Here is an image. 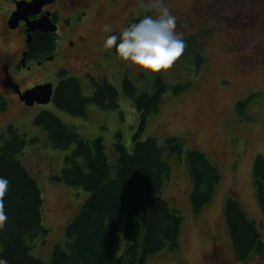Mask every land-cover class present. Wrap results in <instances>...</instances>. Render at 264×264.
Here are the masks:
<instances>
[{
    "label": "rangeland",
    "instance_id": "obj_1",
    "mask_svg": "<svg viewBox=\"0 0 264 264\" xmlns=\"http://www.w3.org/2000/svg\"><path fill=\"white\" fill-rule=\"evenodd\" d=\"M225 1L216 9V14L211 12L209 17L193 25L177 27L184 39L195 41L194 52L204 59L201 66L197 67L194 58L184 52L170 67L145 73L126 66L114 48L103 46L107 35L103 26L110 24L118 29L130 23L138 15L137 0H91L93 11L84 25L92 29L90 43L94 53L89 62L80 65L69 61V38L77 29L76 25L69 26L59 36L57 57L45 60L44 67L32 62L34 68L28 75L34 81L53 83L55 90L63 77L61 70H66L64 76L77 77L86 97L93 94L92 79L106 78L118 90L120 107L102 109L92 102L87 106L86 115L80 116L59 108L53 99L34 105L22 103L13 96L4 99L6 108L0 109V136L10 125L25 136L28 143L19 159L42 191V221L49 232L31 242L34 256L50 261L54 246L65 244L67 226L90 194L83 187L70 186L57 179L65 167L66 155L75 145L65 149L52 146L46 130L35 123L38 114L51 111L82 137H102L113 165L118 135L127 150L132 151L133 135L140 124L134 100L124 93V78L131 79L140 94L151 93L155 76L160 75L170 87L163 95L158 113L148 118L140 139L155 137L164 147V157L171 170L161 195L182 216V226L178 249L166 248L151 254L144 264H264V252L251 254L245 260L236 257L224 218L226 198L235 195L248 216L261 223L264 237V209L258 202L253 181L254 158L257 154L264 155V69L242 67L247 58L254 57L252 53L264 51V0H247L244 6L240 0ZM234 3L239 5L233 7ZM7 6H11L9 1L0 0V8ZM94 8L102 9L98 21L93 18ZM111 15L113 20L108 19ZM213 22L216 23L213 25ZM182 83L188 86L176 95L172 86ZM252 93L256 96L247 106V114L253 119H242L235 105ZM172 138L182 140L181 155L174 153V143L166 142ZM190 149L204 152L221 174L212 201L198 214L193 212L190 202L191 180L186 165V153Z\"/></svg>",
    "mask_w": 264,
    "mask_h": 264
},
{
    "label": "trees",
    "instance_id": "obj_2",
    "mask_svg": "<svg viewBox=\"0 0 264 264\" xmlns=\"http://www.w3.org/2000/svg\"><path fill=\"white\" fill-rule=\"evenodd\" d=\"M192 39H184V52L192 56L199 67L204 59L194 52L196 43ZM54 45L52 38L42 36L31 48L40 47L48 53L53 52ZM66 74V70H61L63 77L52 98L59 108L82 116L86 115L87 106L92 102L102 109L120 107L118 90L108 79H92L94 91L86 97L79 79L64 76ZM187 86L182 83L172 89L178 95ZM169 87L160 75H156L153 91L138 94L132 80L124 78V93L134 100L140 124L133 135L132 151L127 150L118 135L115 143L117 158L113 165L108 160L102 137H82L51 111L43 110L38 114L35 123L46 130L52 146L65 149L75 145L66 155L65 167L57 179L70 186L83 187L90 193L67 226L65 244L54 246L50 261L31 253V242L41 234L46 236L49 229L42 221L40 185L19 159L28 141L15 126H8L0 136V175L10 181L3 196L7 219L0 227V256L8 264H144L151 254L166 248L178 249L182 216L161 195L171 167L157 138L140 139L148 118L158 113ZM250 96L235 105L242 119H253L247 114V106L256 95L252 93ZM5 108L6 101L0 99V109ZM166 142L174 143V153L181 155L183 143L180 138L167 139ZM186 165L191 180V207L198 214L212 201L221 174L217 165L198 149L187 151ZM253 181L258 202L264 209L262 154L254 158ZM224 218L238 259L245 260L251 254L264 252L261 223L248 216L235 195L226 198Z\"/></svg>",
    "mask_w": 264,
    "mask_h": 264
},
{
    "label": "flooded vegetation",
    "instance_id": "obj_3",
    "mask_svg": "<svg viewBox=\"0 0 264 264\" xmlns=\"http://www.w3.org/2000/svg\"><path fill=\"white\" fill-rule=\"evenodd\" d=\"M7 1H9L11 6L4 7L5 9L0 8V99H8V97L13 96L21 101L18 94L19 91L23 92L37 83H42L40 80L34 81V77L28 75L34 68L32 62L38 64V67H44L45 60H54L58 53L59 36L66 32L69 26L76 25L77 28L71 33L69 38L67 47L69 61L80 65H85L89 62L90 56L94 53V47L90 43L92 29L85 28L84 25L93 11L94 3L91 0H53L51 3L45 4L42 7V12L51 13V20L57 26L56 32L40 30L29 32L26 21L23 20L16 27L11 28L8 20L11 13L16 9V0ZM113 1L115 0H110V2ZM246 1L240 0V5L244 6L243 4ZM166 2L177 16V27L181 26V28L184 25H193L195 21L209 17L211 12L216 14V9L220 8L221 4L226 3L225 0H166ZM237 5L239 4L234 3L233 7ZM94 9L95 16L93 18L94 21H98L101 19L102 9ZM138 15L130 23L138 18ZM39 16L40 14L30 15L28 18L31 20ZM244 18L247 19L248 16ZM108 19L113 20L114 15L109 16ZM243 22L240 23L243 24ZM215 23L213 22L212 24L214 25ZM89 26H93V24ZM42 36L53 39L55 44L53 52L47 53L40 47L31 48L35 40ZM252 55L254 57L247 58L242 67L264 69V66L260 67L261 64H264V51L257 55L252 53Z\"/></svg>",
    "mask_w": 264,
    "mask_h": 264
},
{
    "label": "clouds",
    "instance_id": "obj_4",
    "mask_svg": "<svg viewBox=\"0 0 264 264\" xmlns=\"http://www.w3.org/2000/svg\"><path fill=\"white\" fill-rule=\"evenodd\" d=\"M139 18L113 29L105 24L107 35L103 46L115 50L125 65L136 67L145 73L159 72L170 67L184 52L186 42L183 33L177 32V16L166 0H137ZM9 179L0 175V227L7 219L3 196L9 187ZM0 264L8 261L0 256Z\"/></svg>",
    "mask_w": 264,
    "mask_h": 264
},
{
    "label": "water",
    "instance_id": "obj_5",
    "mask_svg": "<svg viewBox=\"0 0 264 264\" xmlns=\"http://www.w3.org/2000/svg\"><path fill=\"white\" fill-rule=\"evenodd\" d=\"M53 0H16V9L11 13L8 24L14 28L23 20L26 21L28 31L56 32L57 26L51 20V13L42 12L45 4ZM40 14L36 19H29L30 15ZM30 37V33H29ZM25 55V54H24ZM20 100L27 105L49 103L54 95V85L51 82L37 83L33 87L18 92Z\"/></svg>",
    "mask_w": 264,
    "mask_h": 264
}]
</instances>
